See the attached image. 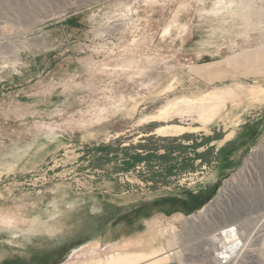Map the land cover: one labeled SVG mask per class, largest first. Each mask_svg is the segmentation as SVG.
Masks as SVG:
<instances>
[{
  "label": "rangeland",
  "instance_id": "1",
  "mask_svg": "<svg viewBox=\"0 0 264 264\" xmlns=\"http://www.w3.org/2000/svg\"><path fill=\"white\" fill-rule=\"evenodd\" d=\"M263 213L264 0H0V264H211Z\"/></svg>",
  "mask_w": 264,
  "mask_h": 264
},
{
  "label": "bare ground",
  "instance_id": "2",
  "mask_svg": "<svg viewBox=\"0 0 264 264\" xmlns=\"http://www.w3.org/2000/svg\"><path fill=\"white\" fill-rule=\"evenodd\" d=\"M53 1V0H52ZM56 1V0H55ZM57 1H66V0H57ZM263 179V178H262ZM260 183H258L259 185ZM258 187V186H256ZM224 194H226L224 192ZM223 194V195H224ZM249 199L246 197V201ZM255 227L246 229V225L243 226H237V229H234L235 223H229L227 225H223L218 233H215L214 235H211L209 238V241L212 244V248L214 250V253L219 255L218 262L215 263L212 259L210 261H207L211 264H241L243 262L244 257L251 251V248L255 241L262 235V232L264 231V213L258 214L255 217ZM264 233V232H263ZM141 241V240H138ZM142 242V241H141ZM210 244V245H211ZM110 250V249H109ZM154 253V252H153ZM128 255V256H133ZM117 256V257H115ZM136 256V255H134ZM151 256V255H150ZM157 255L151 257L148 261H145L144 264H159L156 260ZM148 256L142 255V258L145 259ZM135 260V259H134ZM126 262V258H124V255H121L119 253H112L107 261L106 264H124ZM135 262H137L135 260ZM130 264H139V263H130Z\"/></svg>",
  "mask_w": 264,
  "mask_h": 264
},
{
  "label": "crops",
  "instance_id": "3",
  "mask_svg": "<svg viewBox=\"0 0 264 264\" xmlns=\"http://www.w3.org/2000/svg\"><path fill=\"white\" fill-rule=\"evenodd\" d=\"M228 64H229L228 62L206 63V64H203V65H200L199 67H197L195 70V73L203 81L210 84V83H213V81L217 80L218 78H220L221 76H223L226 73ZM258 73L260 74L262 72H258ZM209 238H208V240H209ZM215 255L216 256L214 258H212V260L215 261V263H216V262H218L219 255H217V254H215ZM156 258H158V257H156ZM224 264H226V263H224ZM229 264H233V263H229Z\"/></svg>",
  "mask_w": 264,
  "mask_h": 264
},
{
  "label": "built area",
  "instance_id": "4",
  "mask_svg": "<svg viewBox=\"0 0 264 264\" xmlns=\"http://www.w3.org/2000/svg\"><path fill=\"white\" fill-rule=\"evenodd\" d=\"M216 256V255H215Z\"/></svg>",
  "mask_w": 264,
  "mask_h": 264
}]
</instances>
